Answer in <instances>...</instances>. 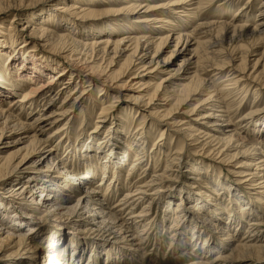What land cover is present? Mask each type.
<instances>
[{
  "label": "bare ground",
  "instance_id": "1",
  "mask_svg": "<svg viewBox=\"0 0 264 264\" xmlns=\"http://www.w3.org/2000/svg\"><path fill=\"white\" fill-rule=\"evenodd\" d=\"M68 1L0 0V154L15 148L0 155V264H80L88 249L85 264H168L144 252L158 218L157 205L151 207L154 200L164 211L157 222L161 229L166 213L173 211L166 230L169 247L174 248L175 240L185 247L184 260L175 264L257 261L264 254V104L257 99L264 95V0L253 19L248 0L229 19L218 14L216 20L198 16L213 0L157 5L120 0L117 9L100 13ZM87 5L94 7V2ZM176 6L181 9L172 8ZM39 9L44 12L37 13ZM160 9L186 19L163 35L171 21L158 16ZM140 12L143 16L133 23L150 28L149 34L143 28L134 32L116 18ZM227 12L228 6L219 13ZM96 17L106 18L99 28L86 24ZM57 19L72 31L58 26ZM101 35L104 40L97 38ZM170 43L169 55L159 60ZM174 55L180 58L176 67ZM223 72L226 78L218 89L212 78ZM92 82L102 83L101 102L89 98ZM247 92L252 98L248 103L243 101ZM231 95L240 98L235 110L226 99ZM118 98L126 106L114 119ZM130 113L137 114L135 120L128 119ZM154 132L160 136L147 150ZM188 152L207 165L198 169L200 163L190 161ZM231 162L233 183L219 181V174L206 176L213 163L222 167ZM17 174L21 177L8 182ZM186 186L201 190L172 202L174 187L181 196ZM252 188L255 192L247 197ZM228 201L236 206L235 213ZM177 222L180 231L189 230L187 236L179 238ZM204 228L231 248L210 243Z\"/></svg>",
  "mask_w": 264,
  "mask_h": 264
},
{
  "label": "rangeland",
  "instance_id": "2",
  "mask_svg": "<svg viewBox=\"0 0 264 264\" xmlns=\"http://www.w3.org/2000/svg\"><path fill=\"white\" fill-rule=\"evenodd\" d=\"M106 0H69L68 2H70V3H75V4H79L81 7H89L93 12H95V13H100V12H106V10L105 9H108V8H110V9H117V6L115 5V3L116 2H120V0H113V2H111V3H107V5L106 4H104L103 2H105ZM141 2V3H143V0H137V2ZM166 1H170V0H149V2L148 1H145L143 4H146L147 2L150 4V5H157V4H161V3H163V2H166ZM223 1H225V0H213L211 3H210V5L209 6H206V7H203L202 9H200L201 11H200V13L198 14V16H199V19H205V20H209V19H213V20H216V18H214V17H216L218 14H220L221 16H222V18L223 19H225V18H227V19H229L231 16H233V12H234V10H237L240 6H242L245 2H247L248 0H234L233 1V3H232V5H219L220 4V2H223ZM250 1V7H249V10H250V16H251V14H252V16H251V18L253 19V17H254V15L256 14V10H257V6H258V3H259V0H249ZM64 2H65V0H64ZM92 2H94V7H92V6H88L87 4H90V3H92ZM230 7L231 8V12H227V13H219V12H222V9L225 7ZM183 7H185V6H183ZM172 8H174V9H176V8H178V9H176V10H179V9H181V8H179V6H176V7H172ZM187 9H192V7H189V6H187L186 7ZM256 9V10H255ZM162 9H160V11H161ZM43 11V9H39V10H37L36 12L37 13H40V12H42ZM160 11L158 12V16L160 17V18H163V19H166V20H170L171 21V26H169V27H166V28H168V29H166V30H170V31H162L163 33V35H167L168 33H171V31L172 30H174L175 28H179V26H180V24H181V21H184V19H186V17H183V18H181V19H177V18H174L173 16H171V14H169L167 11H165V10H162V11H165L164 13H160ZM190 11H194V10H190ZM44 12V11H43ZM185 12H189V11H187V10H185ZM27 13L26 12H24V16H27L26 15ZM184 14V13H183ZM145 15V14H144ZM141 17V16H143L142 15V13L140 12L139 14H137V15H128V16H126L125 14H122V15H118L116 18H121L122 20H124V22H127L128 23V25H129V27L130 28H132L133 30H134V32H138V30H141V28H143L142 30H143V32L144 33H147V34H149V33H151L150 31H149V29L150 28H144V27H141V26H139V25H137L138 23H133L134 22V20H137L135 17ZM145 16H149V14L148 15H145ZM255 18V17H254ZM38 19H42V18H37L36 20L38 21ZM105 20H106V18H104V17H96V18H93V19H91L90 20V22H88V23H86V24H93L94 26H96V28H99V26H101L104 22H105ZM188 20H191V19H188ZM187 21V20H186ZM56 22H59V25L58 26H61V27H63V29H67V30H71L72 31V29H71V25H68V24H64V22L65 21H60V19H57L56 20ZM73 23L75 24V22L73 21ZM51 24H52V21H51ZM53 26H57L56 24H53ZM194 26V22H192L191 24H189L188 25V29H186V33H190V31H191V29H192V27ZM95 28V27H94ZM123 29V28H122ZM177 30H180L181 32H183L182 30L183 29H177ZM124 31H127L126 29H124ZM85 32H87V31H85ZM119 35L120 34H124V32L122 31V30H120L119 31V33H118ZM141 34H143V33H141ZM159 36H162L161 34L159 35ZM97 38H99L100 40H104L105 39V36H103V35H101V37H97ZM102 38V39H101ZM112 37H110V39H111ZM172 49V44L170 43V45L168 46V47H164V48H162L161 49V51H160V53H159V57H158V59L159 60H163L164 58H166L168 55H169V51ZM44 57H46L47 55H44V54H42ZM5 58L6 57H3V60H5ZM163 58V59H162ZM254 57H252V58H250V60L251 59H253ZM174 59V66L173 67H176L177 66V64H179V62H180V58L179 57H177V58H175V55L171 58V60H173ZM212 75V73H208L207 74V78L208 77H210L211 75ZM221 74H222V78L220 79V78H218L219 76H221ZM221 74H219V75H217V76H215V77H213L212 78V80L214 81V83H216L217 85H219L217 88L219 89V88H221V82L223 81V79H225L224 78V76H225V74H224V72L223 73H221ZM216 78V79H215ZM218 78V79H217ZM87 81V80H86ZM92 86L90 87V88H93V90L92 91H90V94H91V97H89V98H91V99H93L94 98V100H98V101H102V100H104L105 98H102L100 95H101V93H98V90H99V88L102 86V83H100V84H98V82H92ZM86 85V83H84V86ZM223 87V86H222ZM108 93V92H107ZM110 93H112V92H110ZM110 93H108V94H110ZM263 95V94H262ZM261 95V96H262ZM116 96V95H115ZM106 97H108V95L106 96ZM109 97H112L111 95L109 96ZM99 98V99H98ZM227 101H229V103H230V105H232L233 103H234V107H232L231 108V110H235L236 109V105L240 102V98H239V95L238 96H233V95H231V96H228L227 98ZM251 93L250 92H247V94H246V97H245V99L243 100L244 102H246V103H248L249 101H251ZM257 99H259L260 101H261V106L264 104V95L262 96V97H259L258 96V98ZM112 99H110L108 102H110ZM71 101V100H70ZM118 102L119 103H116L114 106V109H113V111H114V113L111 115V117H113L114 119H116V117L118 118V116H119V113H123V108L126 106V102L122 99V98H118ZM71 103V102H70ZM69 103V104H70ZM193 103L194 102H191L190 103V106L191 105H193ZM59 104V102L56 104V105H58ZM189 104V103H188ZM187 104V105H188ZM195 104V103H194ZM186 105H183V108L185 107ZM248 105H246L245 107H247ZM189 108V107H188ZM242 108V106L240 107V109ZM78 110H79V108L78 107H76V108H74L73 109V111H72V113H71V117L73 118V120H74V122L76 121V118H77V115H78ZM244 110H245V108L244 109H242L241 111H240V114H242V113H244ZM139 112H141L140 110H139ZM125 114V113H124ZM122 116H124V115H122ZM129 117H128V119H133V120H135V118L137 117V114L136 115H134V114H132V113H130L129 115H128ZM261 117H262V121H264V111L261 113V115H260ZM195 119V117H190V118H187V120H191L192 122H193V120ZM138 120H139V118H138ZM90 123V118H88V120L86 121V124H89ZM108 125H109V122L106 124V126L104 127V128H106V127H108ZM76 126H78L77 124H76ZM252 126H254V125H252ZM237 128V126H234V127H232V129L233 128ZM56 128H57V126H56ZM90 128H93V125L92 126H90ZM252 128V127H251ZM54 129V127L53 128H50L49 130H47L46 132H44V135L42 136V138H46L47 137V135L52 131ZM73 130H75L74 131V133H73V136L75 137L77 134H78V132H77V130L76 129H74L73 128ZM248 131L249 132H246L248 135H251L252 133H250L251 132V130L250 129H248ZM238 132H242L241 130L240 131H238ZM155 133V132H154ZM152 133L151 134V138L148 140V145L146 146V148H147V150H148V148H150L151 147V142L155 139V138H159V133L157 132V133ZM246 133H243L244 135L246 134ZM123 135H124V133H122ZM85 136V135H84ZM73 139V138H72ZM51 143H52V141H51ZM50 143V144H51ZM14 150H15V148L14 149H12V150H9V151H7L6 153H3V154H0L1 156H3V155H6L8 152H14ZM207 153V152H206ZM60 154H63V150L62 149H60ZM187 158L188 159H190V161L191 160H193V161H197V162H199L200 164H196L197 165V168L199 169V168H202L203 169V166L207 163V160H205V159H203V157H201V156H199V155H197V154H193V153H187ZM133 159V157L131 156V159L130 160H128L125 164H124V167L122 168V171H121V175H123V176H125L126 175V173L128 172V168H129V164H131V160ZM207 165V164H206ZM213 166H214V170H212V169H210L209 168V170H208V174H206V176H209V177H213V178H215V176H218V174H219V178H220V180L219 181H224L226 184L228 183V185L230 184V183H233V178L231 177V174L229 173L230 172V170H231V166H235L234 165V163L233 162H231V163H228V165H222V167H221V164L219 165V164H216V163H213L212 164ZM185 169H186V165H183L181 168H180V173L179 174H183V171H185ZM23 175V174H22ZM214 175V176H213ZM122 176V177H123ZM21 177V175L20 174H17V175H12L10 178H8V182H13L14 183V181L15 180H17L18 178H20ZM123 178H125V177H123ZM129 182V181H128ZM175 184V183H174ZM173 184V185H174ZM179 184H181V183H179ZM233 187H235L233 184H231ZM179 188V187H178ZM199 190H201V188H199L198 190H191V189H189V188H187V186H186V189L185 190H182V193H181V196H176L175 195V191H176V188L174 187V189H173V194H172V202H174L175 200H178L177 198L179 197H186L187 195H191V194H195L196 192H198ZM255 188H252V189H249V190H246L247 192H246V195H247V197L250 195L251 196V194H253L255 191ZM38 191H42V189H40V190H37V192ZM204 192H206L207 194H209L210 192H207V191H205L204 190ZM118 194V193H117ZM224 197H223V200L226 202V200L228 199V195H223ZM118 198V195H116L115 197H114V199H112V200H110L109 201V204H111V203H113V201L114 200H116L117 198ZM116 198V199H115ZM150 197H148L146 200H144L140 205H138L137 206V208H136V211H139L140 210V208H141V206L143 205V204H145L147 201H148V199H149ZM201 198V197H200ZM202 199V198H201ZM154 202V204H152L151 205V207L152 206H156L157 205V207H158V218H157V221H156V223H154V227H152V229H150V234H149V238H148V240L146 239V244H145V246H144V252H145V254H150V255H152V256H156V258H157V260H155V262H162V263H168V264H175L176 263V260H184V254H183V252L185 251V247H182V248H179L178 247V245H177V240H175L172 244V246H174V248L173 247H169L170 245H169V237H170V233H168V232H166V230L169 228V226H170V224H171V219H172V217H173V211H169V212H167L166 213V218H167V220L165 221L164 219V224H163V226L164 227H162V229H161V227H160V225L161 224H157V222H161V216H162V214H163V212L164 211H161V206H162V204H160V206L158 205V203L159 202H157L156 200H154L153 201ZM162 202V201H161ZM228 203L230 204V205H232L231 207H232V213H235V210H237V208H236V206H233V203L231 202V201H228ZM226 206V205H225ZM261 206V205H260ZM262 206H263V204H262ZM216 208L218 207V206H215ZM231 207H229V208H227V210H230L231 209ZM259 207V206H258ZM262 207H260V209H261ZM225 212H227V211H225L224 210V213ZM263 212H264V209H263ZM162 220V221H163ZM246 222L243 224V226L239 229V232L240 233H243L244 231H245V227H247L246 226ZM176 226V228L178 229L177 230V234H179V238L181 237H185V236H187V231H189V230H187V231H180V229H179V227H181L180 226V223L179 222H177L176 224H174V227ZM156 227V228H155ZM159 228V229H158ZM27 229H28V226H25V227H23V229H22V231L23 232H26L27 231ZM64 230H65V232L66 231H69V229L68 228H64ZM155 230L157 231L158 230V232H155ZM202 232H204L203 233V236H207V234H210V231H209V228L207 229H205L204 228V230L202 231ZM201 233V232H200ZM182 234H184V236L182 235ZM202 234V233H201ZM260 237H261V240H264V229H262L261 230V232H260ZM208 237V240H210V243H211V241H213V242H215V244L214 245H216V246H220V244H221V241H219V238H215L216 236L215 235H209V236H207ZM263 237V238H262ZM78 238H82V237H80V236H78ZM80 243H81V241H80ZM222 245V248H224V249H227V250H229L230 248H231V244L230 243H228V244H224V243H222L221 244ZM153 247V248H152ZM155 248V250H152V249H154ZM86 249H88V248H86ZM90 249H88L86 252H85V254H87V252L89 251ZM186 250H188L189 251V249L187 248ZM224 251V255L225 254H227L228 253V251ZM96 254H97V251L95 252ZM85 254L83 255V260L81 261L80 260V264H85V262H86V260L84 259V257H85ZM174 254H177L179 257H178V259H175V257H174ZM187 255H189V254H187ZM146 257H148V255H146ZM212 256L211 255H209L207 258H206V260H209V258H211ZM259 258H258V260L257 261H253V262H251L250 263V261H248V260H244L243 262H241L240 264H264V254L263 253H261L259 256H258ZM147 259H149V258H146L145 259V261L147 262ZM189 259H194L193 257H187L186 258V260L188 261ZM172 262V263H171ZM101 263V262H100ZM184 263H187L186 261L184 262ZM93 264H97V261H96V263L94 262Z\"/></svg>",
  "mask_w": 264,
  "mask_h": 264
}]
</instances>
